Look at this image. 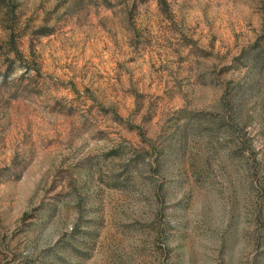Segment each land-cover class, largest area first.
Wrapping results in <instances>:
<instances>
[{"label": "rangeland", "instance_id": "rangeland-1", "mask_svg": "<svg viewBox=\"0 0 264 264\" xmlns=\"http://www.w3.org/2000/svg\"><path fill=\"white\" fill-rule=\"evenodd\" d=\"M0 264H264V0H4Z\"/></svg>", "mask_w": 264, "mask_h": 264}, {"label": "trees", "instance_id": "trees-1", "mask_svg": "<svg viewBox=\"0 0 264 264\" xmlns=\"http://www.w3.org/2000/svg\"><path fill=\"white\" fill-rule=\"evenodd\" d=\"M3 1H4V0H0V4H2V3H3Z\"/></svg>", "mask_w": 264, "mask_h": 264}]
</instances>
